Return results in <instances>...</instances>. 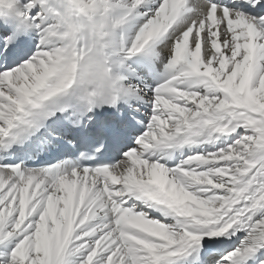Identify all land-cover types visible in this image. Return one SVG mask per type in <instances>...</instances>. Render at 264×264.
I'll return each instance as SVG.
<instances>
[{
    "label": "snow or ice",
    "instance_id": "obj_1",
    "mask_svg": "<svg viewBox=\"0 0 264 264\" xmlns=\"http://www.w3.org/2000/svg\"><path fill=\"white\" fill-rule=\"evenodd\" d=\"M0 264H264V0H0Z\"/></svg>",
    "mask_w": 264,
    "mask_h": 264
}]
</instances>
